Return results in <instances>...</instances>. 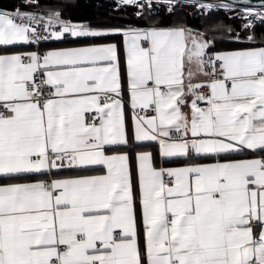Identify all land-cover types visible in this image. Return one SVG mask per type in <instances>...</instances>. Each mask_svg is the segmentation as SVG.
Here are the masks:
<instances>
[{"label":"snow or ice","instance_id":"1","mask_svg":"<svg viewBox=\"0 0 264 264\" xmlns=\"http://www.w3.org/2000/svg\"><path fill=\"white\" fill-rule=\"evenodd\" d=\"M54 25L45 35L35 14L0 10V46L122 36L145 113L133 139L191 162L156 168L138 153L134 192L116 44L0 55V178L21 181L0 184V264H264V46L213 56L185 28L92 29L59 13ZM246 150L261 158L233 159Z\"/></svg>","mask_w":264,"mask_h":264},{"label":"trees","instance_id":"2","mask_svg":"<svg viewBox=\"0 0 264 264\" xmlns=\"http://www.w3.org/2000/svg\"><path fill=\"white\" fill-rule=\"evenodd\" d=\"M153 7L149 12L143 15H137L136 7L126 5L120 6L117 0H35L34 3H25L24 0H0V10L14 12L19 9L22 12H29L35 14L37 18L45 16L47 11L59 13L60 20L72 23H90L111 25L118 27H178L184 26L189 29H194L206 37L218 42H227L233 45V38L237 35L239 38L247 40L243 34L240 23L241 19L223 17L221 14L219 19L224 21L225 25L234 26L235 29L229 34V30H222L221 22L217 20L206 19L209 26L200 16H193L200 8H196V1L177 0L172 5V11L169 12L170 4L159 3L152 1ZM234 7V6H232ZM238 8V7H234ZM240 9V8H238ZM263 9V8H261ZM264 10V9H263ZM41 12L42 14H39ZM39 14V15H38ZM204 25L208 26L209 32H204ZM256 35L255 44H264L259 41L257 37H264V26L260 25L255 28Z\"/></svg>","mask_w":264,"mask_h":264},{"label":"crops","instance_id":"3","mask_svg":"<svg viewBox=\"0 0 264 264\" xmlns=\"http://www.w3.org/2000/svg\"><path fill=\"white\" fill-rule=\"evenodd\" d=\"M72 23V22H71ZM78 25H84L88 28L92 29H121V30H127L129 28L127 27H118V26H107V25H101V24H90V23H73ZM131 28V27H130ZM143 29L141 27H136ZM151 28V27H150ZM164 28H185L189 30L192 35L194 34L198 38L201 39H207L212 42L211 47L209 50H212L215 54L220 53H228V52H235V51H242L247 50L249 48L253 47H260L264 46V44H250L248 40L245 39H235L233 38V45L231 43L227 42H218L214 41L213 39H210L206 37L205 35L197 32L194 29H189L184 26H178V27H164ZM116 44L118 48V56L120 60V70H121V77H122V102L124 104V115H125V124L128 131L129 139L131 141L130 147L121 146L128 152L129 158H130V165L132 167L133 172V186H134V192L138 194V179H137V159L136 156L138 153L141 152H150L153 157V166L156 168H180L186 166L187 163H190L191 161H186L183 158L179 159H166L161 156L160 154V147L157 142L154 141H145V142H136L133 139L134 135V125H135V118L137 115H135L134 111L137 109H133L131 106L130 101V92L127 87L126 83V52H125V44H124V38L122 36H115V37H103V38H92V37H72L68 34H65V38L63 40L57 41L52 40V42L46 47L47 52L49 51H56V50H64V49H72V48H82V47H89L93 45H99V44ZM190 43V41H189ZM27 52H31V47L29 45L24 44H18V45H11V46H0V55H12V54H26ZM195 80L204 82L207 80V77L204 76H196ZM185 111H188V109H184ZM155 115L154 112L149 114L148 116ZM254 158H261V154L257 152H253L251 150H246L243 154H237L233 157V159H254ZM198 163H205V164H212L216 163V158H208V157H199L196 159ZM73 170H62V176L60 178H66L71 177L74 175H77ZM89 174H96V173H89ZM44 177L36 176L31 181L26 182H36L38 179H42ZM14 182H21V181H8L3 178H0V184L3 183H14ZM137 212L139 216V205L137 206Z\"/></svg>","mask_w":264,"mask_h":264},{"label":"rangeland","instance_id":"4","mask_svg":"<svg viewBox=\"0 0 264 264\" xmlns=\"http://www.w3.org/2000/svg\"><path fill=\"white\" fill-rule=\"evenodd\" d=\"M119 2V0H117ZM152 1H157L158 0H151ZM140 3L142 4H145V8L144 9H139L137 8V11L139 12H143V13H147L149 12V8L147 7V3H148V0H139ZM197 4H195V7L197 8H200L198 9L199 11L198 12H195L194 14H192L193 16H200L203 21L206 22V24L209 26L210 24H208V22L206 21V19H214V20H217L216 22L217 23H220L221 22V26H222V30H229L231 29V31H229V34L232 33V31L235 29V27L233 26H230V25H225L224 24V21L222 19H219L220 15L222 14L223 17L225 16H229V18H235V19H241L242 20V23H240V27H241V30L243 32V34L247 37L249 34H252L255 36L256 38V35L253 33L255 28L260 26V25H263L264 26V23H261L259 17L260 16H264V7H256V6H240V5H237V4H225V3H221V2H218V3H213V2H210V1H196ZM159 3H162V2H159ZM120 6L122 7L123 4H121L119 2ZM173 4L169 5V7H172ZM201 5H204V6H207V5H211V8H208V7H202ZM223 5H228V7H223ZM126 6H130V5H126ZM238 7V8H234V7ZM130 7H135V6H130ZM263 8V9H261ZM39 14H42L41 12H39ZM38 14V15H39ZM43 15V14H42ZM54 12H50V11H47V13L45 14L46 17H51V16H54ZM247 16V20L244 19V17ZM248 20H251L255 27L251 30V33L249 32L248 29H245L243 27V25L245 23L248 22ZM208 26L204 25L203 29H204V32H209V29H208ZM137 27V26H136ZM136 27H131V28H136ZM127 28H130V27H127ZM259 39V41H263L264 42V37L261 36V37H257Z\"/></svg>","mask_w":264,"mask_h":264},{"label":"built area","instance_id":"5","mask_svg":"<svg viewBox=\"0 0 264 264\" xmlns=\"http://www.w3.org/2000/svg\"><path fill=\"white\" fill-rule=\"evenodd\" d=\"M37 19L40 21V25H41L40 27L37 28V30L38 31H43L45 35H47L48 32L51 31V30H59L58 26H56V25H54L51 29H44L43 25L47 22L48 19L43 18V17H39ZM52 40L53 39L46 40V41H41V43L39 45H29L31 47V52H38V53H41V54L47 53L46 47L52 42ZM27 53H30V52H27ZM209 53L211 55H213V56L215 55V53L212 50H209ZM210 67L211 68H216L217 67V63L213 60V62L211 63ZM40 78H41L40 74H38V79H40ZM46 91H47V89H46ZM201 107H206V105L201 104ZM134 113H135V115H145V113L140 112L139 109L135 110ZM151 113H152V110L149 109L146 114L149 115Z\"/></svg>","mask_w":264,"mask_h":264},{"label":"water","instance_id":"6","mask_svg":"<svg viewBox=\"0 0 264 264\" xmlns=\"http://www.w3.org/2000/svg\"><path fill=\"white\" fill-rule=\"evenodd\" d=\"M185 1H190V0H185ZM193 1H203V2L204 1H210L213 3L224 2L226 4H232L233 3V4L240 5V6H256V7L261 6V7H264V0H193ZM189 46H191V41L189 43Z\"/></svg>","mask_w":264,"mask_h":264},{"label":"bare ground","instance_id":"7","mask_svg":"<svg viewBox=\"0 0 264 264\" xmlns=\"http://www.w3.org/2000/svg\"><path fill=\"white\" fill-rule=\"evenodd\" d=\"M222 3H224V2H222ZM226 4V3H225ZM233 4V3H232ZM232 4H230V5H232Z\"/></svg>","mask_w":264,"mask_h":264}]
</instances>
